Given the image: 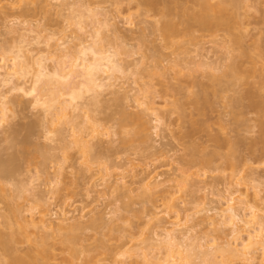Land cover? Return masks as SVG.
I'll return each mask as SVG.
<instances>
[{
	"label": "rangeland",
	"instance_id": "374dc122",
	"mask_svg": "<svg viewBox=\"0 0 264 264\" xmlns=\"http://www.w3.org/2000/svg\"><path fill=\"white\" fill-rule=\"evenodd\" d=\"M83 1H89L93 7L103 9L102 13L110 12L115 26L126 34L136 37L127 41V47L117 46L121 53L119 56L121 63L126 68L129 67L126 74L118 76L113 81L115 84L113 90L115 89L119 93L118 95H122V98L128 96L129 99H123V101L120 100L121 102L117 103L108 99L114 96H107L106 100L108 99V102H105V105L104 103L101 104L100 108L87 107L91 109L92 112L89 111L93 116L98 117V122H101L105 127L104 132L109 133V137L106 140L102 138L103 142H100L101 137L96 140V144L99 143L100 145L97 152H94L96 157L94 160L91 157L92 160L89 159V163H86L84 159L78 158L80 156L79 151L74 147L67 148L68 153L67 151L64 152L66 148L60 149L61 151L56 149V159H54L55 157L50 158L45 152V148L48 146L54 147L57 144L48 141L45 137V123L42 120L43 109L33 106L32 98L20 92V90H11L13 87L11 84L1 86L0 93L2 95L6 94V99L7 97L8 100L15 98L21 105L18 104L14 107L15 116L12 118L13 120H10V125L4 126V136L2 133L0 134V150L2 149L0 154L4 158L15 156L14 172H12L10 179L0 180V215H5L11 220L13 229L20 227L21 221L9 211V207L10 204L14 206L29 205L28 195L21 194V197H16V189L23 188L25 194L24 189L31 186L28 184L33 179L34 181L31 183L34 184L33 187L37 188L39 186V190L44 193L47 192L46 197L48 196V204L51 210L55 211L56 209L59 213L61 209L65 210L67 208L66 210L69 212H79L84 208L85 213L89 215L88 218L91 219L89 222L85 220L86 223L88 222L86 225L91 228L82 231L86 235L83 233V236L79 235L82 241L79 239L78 245H76L77 249L80 250V255L78 260L72 262L76 264H85V262L86 264H93V262L87 263V259L94 257V264H113V260H110L111 257H108L111 250L116 253L123 250H133L138 245L144 247L146 244L153 243L152 240L156 238L155 234L161 235L162 226L160 223L163 219L165 220V218H170L172 214L174 215L173 212L169 214L170 216L166 215L165 208L170 197V194L167 193V184L166 186L165 183L162 184L161 188L159 187L160 189L153 191V194L151 192L150 194L153 195H151L152 200H148V198H145L147 196L144 195L143 197L141 190L143 183L155 178L160 182L169 178L179 181L190 178V183L195 182V187L197 186V193L195 194L196 191L190 192L191 190L187 188L184 183L186 181H184V184H182L183 191L177 193L174 197L180 213L192 216L195 214L192 220L179 225L181 226L180 229L184 231L193 227L192 232L197 237L204 234L208 236L209 233V237H214L215 233L211 230L214 228L210 227L209 222L211 220H208L211 212L196 214L200 209L195 208L194 210L193 207L199 204L204 196H207L209 201H214L212 203L214 206L219 203L217 207L225 208L224 203L228 201L233 192L236 193L235 197L233 196L234 198L238 199L240 196L241 198L244 196L246 200L254 201L257 186L256 183L252 182V179H260L264 185V127L259 124V122L264 121V70L257 67L254 71L249 61L246 63L243 61L245 64L244 69L255 73L247 78V82H244L239 91L245 95L254 92L257 94L249 98L250 100H244L245 108H236L232 100L238 94H236L235 88L228 89L231 86L229 84L230 78L223 75V69L208 70L200 67L202 69L200 70L198 67H196L197 69L194 68L205 60L208 63L210 61L218 62V60H222L221 63H226V60L223 61L224 51L218 44V40H221L220 37L223 35L222 32L215 35L218 38L212 36V32L209 31L195 29L193 31L196 32L193 34V32L180 27V31L173 34L170 41L166 42L159 36V33L154 32L153 25L159 19V12L166 11V9H171L174 14L180 12L176 0H153L155 2L153 3L157 5H154L156 8L153 9H149V7L129 8L126 4H121L119 7L113 4L115 0ZM241 1L243 9L241 7L242 12L241 9L240 12L246 15V18H244L246 19V24L244 23L246 40L243 47L258 59L260 65L264 68V0ZM51 2L53 7L49 5ZM54 3L52 0H0V46L18 45L19 35L25 34L27 37H33L29 32L27 33V30L33 28L35 30H45L47 34L48 32L59 34L58 37H55L56 39L62 36L71 37L76 35L77 32L79 33L77 23L75 22V24L74 20L71 19L70 21H73V23L67 21L66 14V19L60 16L58 10H55ZM244 19L243 21H245ZM83 20L84 26L90 31L91 24L89 23L93 18L85 17ZM11 28L15 29L14 32H16L13 33L12 31V34L8 35V30ZM42 36L43 39L46 38V34ZM56 39L51 43L56 44ZM216 41L217 43H214ZM35 48L37 47L35 46ZM46 49L45 44H39L38 49L34 50L44 52ZM1 57L0 53V59ZM7 57L10 58L11 56ZM195 62L198 64L195 65ZM8 66H12L10 62H8ZM210 76L219 77L223 82L216 86ZM193 82L199 83V87L193 88ZM24 84H22V87L25 89H29L31 86L29 81ZM138 92L143 94L140 95L141 97L146 95L149 100H154V107L159 111V114H162L163 122L156 124L150 115L144 117V126L124 122L123 116L120 115L123 110L131 115L141 111L135 109V105L131 104L133 99H130ZM146 97L144 96V98ZM85 98L82 103L89 102L90 96ZM252 101V105L255 107L250 105ZM254 103H258L259 106ZM196 107L201 108L199 109L201 112ZM63 128L64 132L65 130H67V133L69 132L68 127L64 126ZM61 129L62 127L58 130ZM256 143L258 150L252 151L255 149L251 150L252 147L250 146ZM232 145L236 147L233 156L231 155ZM191 148L192 150L196 148L193 151L195 154ZM63 156L68 161H66L67 164L65 162V165L71 164L77 170L70 172L69 165L66 166L69 175H66L68 178L65 177V182H62V184H66L61 186L60 195L57 197L51 193V189H55V185H53L55 183L51 184L47 176L50 180L53 178L59 160ZM205 160H208V162ZM68 172L66 173L68 174ZM74 172H76L75 176ZM70 173H73V175ZM36 174L40 175L37 181L35 179ZM73 176H77L78 180L76 182ZM121 176H125L127 181L124 180V182L126 184L124 182L120 184L122 186L120 191L111 192L108 189L109 185ZM113 177L115 180H112ZM43 182H46L45 185ZM129 189L134 190L133 194L127 193L126 195ZM124 190L127 191L124 192ZM15 198H18V200ZM37 211L40 210L36 209L35 212ZM153 211L158 212L161 216L152 218L150 213ZM110 212H113L112 216L109 214ZM99 216H103V220H96ZM216 217L212 220L219 219V216L216 215ZM109 219L110 221L113 220L111 224L106 225V221L108 222ZM161 219L162 221H160ZM2 220L1 217L0 232L8 235L10 231L7 230L4 223L2 224ZM28 229L30 230L28 231ZM28 229L27 233L23 231L22 234L25 233L28 236L30 232L32 233L33 229ZM245 235L242 234L244 238ZM31 238L25 240L22 238L23 242L20 240L16 244L14 243L11 257L24 256L30 249L28 245H32L30 240L33 241V239ZM79 241L81 242L79 243ZM52 242H49L54 244L55 247L52 250L54 254H52L54 256L52 258L54 261L51 259L52 264H66L64 259L70 257L67 256L68 251L65 252L58 242ZM102 245L107 248L106 251L102 249ZM120 247L123 248L120 249ZM3 254L0 251V260L10 258ZM117 257L115 260H119L120 257ZM130 261L141 262L139 259Z\"/></svg>",
	"mask_w": 264,
	"mask_h": 264
},
{
	"label": "bare ground",
	"instance_id": "6f19581e",
	"mask_svg": "<svg viewBox=\"0 0 264 264\" xmlns=\"http://www.w3.org/2000/svg\"><path fill=\"white\" fill-rule=\"evenodd\" d=\"M52 1L53 3L55 2V5H53L55 10H58V14L60 16L64 18L67 16V19L65 18L67 21H70L71 19L74 20V23H77L75 24L78 26L79 33H76L77 36H71L73 38L66 36H64V38L62 36L59 39H56L55 37H58L59 34L56 35L54 32H48L47 34L45 30H35L33 28L34 30H27V33L29 32L31 36L33 35V37H27L25 34V36L19 35V42L17 41L18 45H12L11 47H5L1 45L0 53L2 57L0 59V87L11 84L13 86L11 90H20V92H23L32 98L31 100L33 102V106L35 105L36 108L41 107L43 109L42 120H44L45 123V137L48 139V141L50 140L54 144H57V146H48L45 148V152L50 156V158L55 157L56 149H70V147H74L79 151L80 156L78 158L81 160L84 159L86 163H89L88 161L91 159V157L93 160L95 159L96 156L94 154L96 153L94 152H97V148L99 149L100 147L99 143L96 144V140L101 137L100 142H103L104 140H102V138L106 140L109 137V133L104 132L105 127H103L101 122H98V117L96 118L95 115L93 116L91 114V109H88L87 107L93 106L96 108L103 103L105 105V102H108V99H111V101H116L117 103H120V100L123 101V99H129L128 96H124L125 98H122V95H118L119 93L115 91V89L113 90L115 87L113 81L118 76L126 74L127 68L129 67L128 66L126 68L121 63V59H119L121 53L120 49H118L119 47L117 46L121 45V48L127 47V41L133 40L136 37L126 34L117 26H115V24L112 22L114 20L110 12L102 13L103 9L101 10V8L93 7L92 3L89 1ZM176 1V3L179 5L180 12L178 14H174L171 9H166V11L159 12V19L156 20V24L153 25L154 32L159 33V36L162 37L166 42L170 41V38L173 34L180 31V27H183L184 30H188L189 32H193V34L196 32L193 31L195 29L212 32V36L222 32L223 35L220 37L221 40H218V44L224 51L225 57L223 61L226 60V63H221L222 60H218V62L210 61V63H208V61L205 60L204 62L201 61L199 64L195 62V65H198L194 68L198 67L200 69V67H203V69L205 68L208 70L223 69V75L230 78L229 84H231V86L228 89L235 88V92L238 94L233 98L232 103L234 102L236 108L244 107V100H250L249 98L254 97V95L257 93H251L252 96H250L251 94L245 95L239 91V88L244 85V82H247V78L255 73L246 71L244 69L245 64L243 61H245V63L249 61L253 66L254 71L257 69V67H260V70H264V68L260 65L258 59L253 57V55L243 47V44L246 40V29L244 28V23L246 22V19L244 18H246V15L241 13L243 9L242 1ZM153 2V0H115L113 1V4L119 7L121 4H126L129 8L149 7V9H153L157 6L154 4L155 2ZM49 5L53 7L52 2ZM85 17H89L90 19L93 18V20L90 21L91 23H89L91 24L90 31L87 30L86 26H84L83 18ZM243 19L245 21H243ZM71 23H73V21ZM14 30L15 29L12 28L9 29L8 35L12 34V31L15 33L16 31L14 32ZM42 33L46 34L45 39H43ZM83 35H86V38ZM54 38L57 42L56 44L54 43L55 46L51 43V41H55ZM214 43H217V41ZM39 44H45V47H47L46 51H44L45 53L42 50L35 51L38 49ZM35 46L37 48H35ZM236 52L239 53L236 55ZM7 56L11 57L8 58ZM207 60L209 59L207 58ZM8 62H10L12 65L11 67L8 66ZM194 72L196 73V71ZM210 77L216 86H219L223 82V80H221L219 77ZM26 81H29L31 85L29 89L22 87V84H24ZM193 83V88L199 87V83ZM24 85L26 86V84ZM140 93L138 96L135 93V96L130 97V99H133V103L131 104L135 105V109H139L141 111L137 114L131 115L127 114V111L125 112V110H123L122 114L120 115L123 116L124 122L127 124L137 123L141 126H144V117H146V115H150L152 116V119H154L153 122L160 124L163 120L161 117L162 114H159V111H157L156 107H154V100H149L146 95H144L146 98H144V96L141 97L143 94ZM86 96H90L89 102L82 103ZM107 96L114 97L108 98L106 100ZM146 99L148 100L146 101ZM128 102H130V100H128ZM18 104L21 105V103H18L17 99L14 98L12 100H8V97L6 99V94L2 95L0 93V134L2 133L3 136L5 132L3 131V128H5V125H10V120L15 116L14 107L18 106ZM252 104L253 101L250 105ZM198 107H196L198 110L201 109ZM199 111L201 112V110ZM259 124L261 127H264V121L259 122ZM64 126L69 128L68 133L66 132L67 130H65L67 135L64 132ZM60 127H62V129L58 130ZM256 145L257 143L253 144L250 146L252 147L250 149H255L252 151H257L258 149ZM66 149H64V152L67 151L68 153V149ZM194 149L196 150V148ZM231 150V155L233 156L236 147L232 145ZM88 156L89 158H87ZM54 159H56V157ZM66 161V157H61L57 171L53 178L50 180L49 176H47L51 184L55 183L53 184L55 185V189L51 187L53 188V190L51 189V193L57 197L60 195V191L62 189L61 186L66 184H62V182H65V177L69 175V172L66 171L69 164L65 165ZM205 161L208 162V160ZM14 162L15 156L4 158L3 155L0 154V180H3L4 178L10 179L12 172H14ZM74 167L75 166L70 164L68 167L70 170H68L70 172H72V170L76 171L77 169ZM66 172H68V174ZM70 174L73 175V173ZM75 175L76 172H74V176ZM39 176L40 175L36 174V181L37 178H40ZM74 176L73 178L74 180L76 179V182L78 179L76 178L77 176ZM145 178L147 179L148 177ZM112 180H115V178L113 177ZM124 180L125 176H121L116 179L115 182L111 181L112 183L109 185L108 189L111 190V192L120 191V189H122L120 184H123ZM155 180L156 178L150 181L148 180L147 182L143 183L144 185L142 184L143 186L141 190L143 197L145 195L147 196L145 198H148V200L151 199L153 191L160 189L162 184L165 183V186L167 184L166 187L168 190H165L168 191L166 192L170 194V197L165 208L166 215L171 214V212H173L174 215L172 214L170 218H165V220L163 219L164 217H161L163 219V221L162 219L160 220L162 221L160 223L162 226V232L161 235L158 233L157 235L155 234L156 238L155 240H152L153 243L146 244L144 247L138 245L134 247L133 250H121L122 252L118 251L114 253L115 251H108L110 254L108 257H111L110 260H113V264H264V191H262L264 188L261 189V187H264V185L260 179H252V182L256 183L257 186L255 190L256 196L254 198L257 201L246 200L244 196L243 198H241V196L238 199L234 198L236 193L233 192L228 201L224 203L225 208H221V206L217 207L219 204L218 202V204L214 206L212 204L214 201H209L207 196H204L201 202H198L199 204L197 205H195L193 202L195 205L193 207L194 210L195 208L200 209H198L199 211L197 210L198 212H196V214L199 212H202V214L203 212H211V216L208 218V220H211L209 222L210 227L214 228L211 229L213 233H215L214 237L211 236L212 238L209 237L210 233L208 236H206L207 234H204L203 236L197 237L192 232L193 227L188 230L181 231V226H179L182 225L183 222H189L192 220V217L195 214L192 216L180 213V210H178V205H176L177 202L174 201V197L177 193L183 191L182 184L184 183L191 191L189 189L187 190L192 193L193 191H196V194L198 189L196 188L197 186L195 187V182L190 183V178L188 180H184L186 182L182 180L179 181L177 179L171 180L170 178L168 180L166 179L167 181L161 180V182L159 180ZM33 181L34 180L32 179L28 184L31 186H28L27 188L24 186V190L26 191L25 194L23 192V188L16 189V197H21V194L26 196L28 195V203L30 202L29 205L14 206L12 204V206L10 204L9 207V211L14 214L19 219V221H21L20 223L22 225L20 224V227L13 229L11 220L5 215H0V218L2 217L3 219L2 224L4 223L7 230L10 231L8 235H4L0 232V251H2L5 256L10 257L8 260H0V264H52L51 259L54 257L52 256V250L55 249V247L54 244L49 243L50 241H53L52 243L55 241L58 242V244L63 247L65 252L68 251L67 256L70 257L69 259L66 257L64 261L66 264H72V261L78 260L80 255V250L77 249L78 240L80 239L79 235H86V233L82 231H87V229L91 228L86 225L91 219L90 217L88 218L89 215L88 213H85L84 208H81L82 210L79 212H69L66 210L67 208L65 210L61 209L59 213L56 211V209L55 211H53V209L51 210L48 204V196L46 197L47 192L44 193L39 190V186L37 188L33 187L34 184H31ZM105 181L106 180L104 179V182ZM124 184L126 183L124 182ZM193 186L194 188H192ZM176 187L178 188L175 189ZM126 191L127 190H124V192ZM133 192L134 190L129 189L126 192V195L127 193L133 194ZM151 192L152 194H150ZM15 199L18 200V198ZM36 209L40 211L35 212ZM112 213L113 212H110L109 214L112 216ZM150 215L152 218H157L160 214L156 211H153L150 213ZM216 215L219 216V219L213 221L212 219L214 217L217 218ZM106 216H108V214H106ZM99 219L103 220V216H99V218L96 220ZM85 220L88 222L86 223ZM112 220L110 221L109 219L108 222L106 221V225L111 224ZM28 228H32L33 231L32 233L30 232L28 236H26L24 233V236L22 233L23 231L27 233ZM29 230L30 229H28V231ZM79 231L81 232L79 233ZM242 234H246L245 238L242 236ZM30 237H32L31 239H33V241L30 240L32 245H28L30 249L26 252V254L21 257H11L13 244H16L22 238L25 240ZM80 240L82 241V239ZM81 241H79V243ZM121 248L123 247H120V249ZM102 249L104 251L107 250L105 246H103ZM116 257L119 258V260H115ZM93 258L90 257V259H87V263L93 262L94 264L95 259L93 260ZM127 259H139L141 262L128 261Z\"/></svg>",
	"mask_w": 264,
	"mask_h": 264
}]
</instances>
